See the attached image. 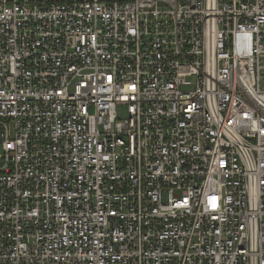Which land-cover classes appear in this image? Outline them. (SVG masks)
<instances>
[{"label": "built area", "instance_id": "built-area-1", "mask_svg": "<svg viewBox=\"0 0 264 264\" xmlns=\"http://www.w3.org/2000/svg\"><path fill=\"white\" fill-rule=\"evenodd\" d=\"M0 145V264H264V0H0Z\"/></svg>", "mask_w": 264, "mask_h": 264}, {"label": "rangeland", "instance_id": "rangeland-1", "mask_svg": "<svg viewBox=\"0 0 264 264\" xmlns=\"http://www.w3.org/2000/svg\"><path fill=\"white\" fill-rule=\"evenodd\" d=\"M118 113H119V115L124 116V110L122 108L118 110ZM1 155H2V149H1V145H0V156ZM0 162H1V160H0Z\"/></svg>", "mask_w": 264, "mask_h": 264}]
</instances>
